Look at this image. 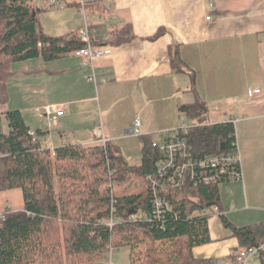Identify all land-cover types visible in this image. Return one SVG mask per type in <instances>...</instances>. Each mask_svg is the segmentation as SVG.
<instances>
[{
    "label": "crops",
    "instance_id": "obj_1",
    "mask_svg": "<svg viewBox=\"0 0 264 264\" xmlns=\"http://www.w3.org/2000/svg\"><path fill=\"white\" fill-rule=\"evenodd\" d=\"M38 1L37 19L46 35L79 32L86 21L92 44L111 39L102 45L111 52L93 61L70 53L13 64L8 100L32 130L41 128L40 120L52 128L43 130L42 145L53 154L59 146L104 138L122 154L119 144L137 117L138 136L158 144L165 130L185 123L178 107L199 97L206 105V122L233 124L242 177L219 183L218 211L211 206L198 212L208 216L211 240L192 252L215 259L236 250L238 241L220 213L235 226L264 221V0H212V6L209 0H94L83 11L69 4L73 0L62 8ZM130 33L131 38L122 39ZM176 50L184 71L171 63ZM13 84L21 88L16 99ZM249 88L260 91L249 96ZM48 104L64 110L51 127L38 112ZM157 133L160 141L153 139ZM141 146L142 141L140 161ZM23 205L3 204L0 213Z\"/></svg>",
    "mask_w": 264,
    "mask_h": 264
},
{
    "label": "trees",
    "instance_id": "obj_2",
    "mask_svg": "<svg viewBox=\"0 0 264 264\" xmlns=\"http://www.w3.org/2000/svg\"><path fill=\"white\" fill-rule=\"evenodd\" d=\"M34 2L0 0V192L18 188L24 202L22 209L6 208L0 213V264H96L106 258L110 247L122 246L128 248V264H204L213 260L193 255L194 247L211 240L208 216L193 213L214 205L219 209V183L198 179L175 194L166 193L172 210L154 219L153 192L145 177L154 171L160 150L151 138L140 137L139 164L129 163L118 146L108 141L66 144L52 154L42 145L41 128L30 135L21 110L5 108L8 80L16 73L14 63L38 56L51 60L85 46L78 31L64 36L43 33L37 19L41 9ZM159 34L161 31L152 39ZM107 41L94 40L93 44L102 46L111 39ZM170 60L175 70L184 71L177 50ZM178 109L189 121L188 141L196 156L237 150L233 124L206 122L202 99L196 96ZM2 115L7 119L5 126ZM134 181H141L143 187L128 188ZM111 198L116 200L119 221L109 227L104 220L111 216ZM220 217L238 241L230 257L264 239V221L235 226L223 213ZM260 263L264 264V255Z\"/></svg>",
    "mask_w": 264,
    "mask_h": 264
},
{
    "label": "built area",
    "instance_id": "obj_3",
    "mask_svg": "<svg viewBox=\"0 0 264 264\" xmlns=\"http://www.w3.org/2000/svg\"><path fill=\"white\" fill-rule=\"evenodd\" d=\"M92 1L94 0H76L82 11ZM41 2L48 8H62L70 0H41ZM209 5H213L212 0H209ZM208 18L209 16H206V19ZM90 34L89 25L85 21L79 29V37L85 43V46L73 51V55L84 57L87 61H93L111 52L109 47L93 45L90 41ZM94 78L93 75L89 76L90 80L95 81ZM259 91V88H249L247 94L252 96ZM38 112L41 117L47 118L51 127L56 125V117L62 115L64 110L63 105L48 104L38 109ZM140 125V119L137 117L131 127L128 128L127 133L134 136L140 135ZM28 133L33 136L34 130L30 129ZM188 133L189 126L182 123L177 127L165 130L163 139L158 143L160 156L155 162L154 171L145 177L146 186L150 187L153 192L151 216L154 219L161 218L166 211L172 210V205L167 199L166 193L175 194L182 187L191 184L192 181L195 185L199 181L198 179L208 184L240 180L242 177L238 148L232 153H217L198 157L188 141ZM101 142L106 143L107 139L103 138ZM105 186L111 187L110 183H105ZM115 202L116 200L111 198L109 206L111 216L104 220L109 227L119 221L116 216ZM212 210L217 211V206H213ZM1 217L4 216L1 215ZM129 217L133 219L136 215L133 214ZM108 253H112L111 247ZM263 255L264 239L256 245L241 249L235 257L226 255L204 264H253Z\"/></svg>",
    "mask_w": 264,
    "mask_h": 264
},
{
    "label": "rangeland",
    "instance_id": "obj_4",
    "mask_svg": "<svg viewBox=\"0 0 264 264\" xmlns=\"http://www.w3.org/2000/svg\"><path fill=\"white\" fill-rule=\"evenodd\" d=\"M39 1L37 0V2H34V4H38ZM19 63V62H18ZM12 88V95L13 98L16 99L18 93H20L21 88L18 87L17 84H13L11 85ZM15 87V88H14ZM18 91V92H17ZM21 103H19L20 105ZM14 102H12L11 100H8L6 107L7 109H17L16 107H14ZM182 119L184 120L185 124H188L189 121L187 118L182 117ZM43 120V119H42ZM2 121L4 126L7 123V119L4 115H2ZM39 123L41 124V128L42 130H46L49 127L46 125V121H39ZM52 129V128H49ZM155 141H160L161 140V135H159V133L155 134L154 138ZM140 137L137 136H129V135H125L124 134V138L122 139L121 143L119 144V146L121 147V152L122 155L124 156L125 159H127V161L129 163H134L137 164L140 161V150H139V144H140ZM142 186V182L140 181H134L133 183H131V185H129L128 188H141ZM18 191V192H16ZM16 193H19L18 195H16ZM19 200V205H16L15 203H17ZM3 204H10V206H12L13 208H17V207H21L23 205V199H22V194H21V190L20 189H16V190H7L5 192H0V207L3 206ZM198 214L197 212L193 213ZM208 214H211L208 213ZM110 261V263H109ZM257 261H254L253 264H259L256 263ZM129 263V256H128V248L127 247H120L118 249H112V253L111 254H107L106 258L98 260L96 264H128Z\"/></svg>",
    "mask_w": 264,
    "mask_h": 264
},
{
    "label": "bare ground",
    "instance_id": "obj_5",
    "mask_svg": "<svg viewBox=\"0 0 264 264\" xmlns=\"http://www.w3.org/2000/svg\"><path fill=\"white\" fill-rule=\"evenodd\" d=\"M214 206H216V205H214ZM213 207V206H212ZM218 208V207H217ZM218 211V210H217Z\"/></svg>",
    "mask_w": 264,
    "mask_h": 264
}]
</instances>
